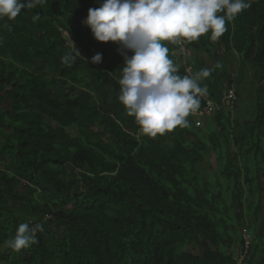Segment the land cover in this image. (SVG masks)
Masks as SVG:
<instances>
[{"label": "trees", "instance_id": "trees-1", "mask_svg": "<svg viewBox=\"0 0 264 264\" xmlns=\"http://www.w3.org/2000/svg\"><path fill=\"white\" fill-rule=\"evenodd\" d=\"M101 3L47 0L0 20V264H264V0H251L216 41L211 31L185 41L190 72L167 44L181 76L212 69L198 114L239 84L237 107L248 71L254 120L240 125L220 108L202 128L190 114V127L156 137L118 100V44L82 23ZM72 41L81 57L69 67ZM209 154L218 166L204 175ZM21 223L43 231L17 252L5 242ZM231 241L245 252L240 263Z\"/></svg>", "mask_w": 264, "mask_h": 264}, {"label": "clouds", "instance_id": "clouds-1", "mask_svg": "<svg viewBox=\"0 0 264 264\" xmlns=\"http://www.w3.org/2000/svg\"><path fill=\"white\" fill-rule=\"evenodd\" d=\"M46 2L0 0V20H14L22 9L31 10ZM250 6L251 0H102L99 7L88 9L82 23L90 28L98 42L118 44L117 51L124 59L118 80V100L127 114L135 117L143 134L156 137L177 126L190 127L186 119L190 114L203 124L204 115L200 114L204 108L199 114L197 111L208 89L206 85L201 86V81L212 73L211 68H203L193 75L181 76L179 65L169 58V47L163 42H193L209 31L210 39L216 41L228 30L226 25ZM39 18L38 14L33 17L34 20ZM6 27L11 30L10 26ZM78 56L81 54L73 42L62 57V63L70 67ZM186 58H182L183 65L190 72ZM101 61L99 52L91 57L93 64ZM215 67L222 65L217 63ZM234 106L222 108L230 110ZM216 112L210 116L214 117ZM42 231V224L21 223L5 245L18 252L38 243L37 233Z\"/></svg>", "mask_w": 264, "mask_h": 264}, {"label": "rangeland", "instance_id": "rangeland-1", "mask_svg": "<svg viewBox=\"0 0 264 264\" xmlns=\"http://www.w3.org/2000/svg\"><path fill=\"white\" fill-rule=\"evenodd\" d=\"M164 44H168L172 47L174 53L177 51H180V49L176 46V44H171L168 41H164ZM181 64H184V62H182L181 59H179ZM188 62V61H187ZM228 66L230 68H227L230 72L233 71L231 64H228ZM227 66V67H228ZM252 77L250 76V73H248V71H246V75L244 77L243 80V85L242 87H240L239 90H243V95H241V99L237 105V107H234L233 109H230V111L232 112V120H234L235 122H237L240 125H243L245 122L247 121H253L255 118V106L256 103L253 102L254 101V95L256 94V86L252 85ZM239 84L236 85V87L238 88ZM249 108V110L247 111L246 108ZM200 120V119H199ZM68 132H70V134L72 136H76L77 131L75 129L72 130H68ZM2 140H0L1 142ZM232 153L235 154V150L232 149ZM217 160L215 158V156L213 154H209V156H207V161L205 162L204 167L200 168V172L201 174H206V175H212L213 171L216 170L217 168ZM212 168V169H211ZM212 170V171H211ZM248 205H246L243 209L246 210V207ZM231 210H232V215L235 216L237 214H239L242 210L235 208L234 206H231ZM246 223L248 224V222L250 221L249 219L245 220ZM231 231L234 232L233 238H236L238 236V232H239V226L238 224H234L233 227L231 228ZM244 240L246 242V248L249 245V242H251V239H249L247 236H244ZM229 248H228V253H234L237 255V259L238 262L240 263L245 256V252L242 250L240 243L236 242V241H231L229 243Z\"/></svg>", "mask_w": 264, "mask_h": 264}, {"label": "built area", "instance_id": "built-area-1", "mask_svg": "<svg viewBox=\"0 0 264 264\" xmlns=\"http://www.w3.org/2000/svg\"><path fill=\"white\" fill-rule=\"evenodd\" d=\"M176 46L180 49L178 51L180 53V56L185 59L187 56L186 48H185V42L181 43H174ZM237 101V91L234 88V86L229 87L226 89V91L223 93L222 98H221V105H217L215 102L212 101H206V105L204 107L203 113L200 114L202 115H213L216 111L220 110L222 107H232ZM196 127L200 128L203 126L202 122L198 119L196 122Z\"/></svg>", "mask_w": 264, "mask_h": 264}]
</instances>
